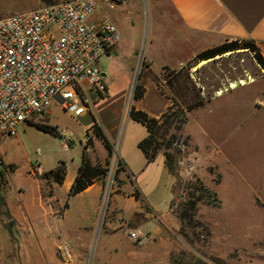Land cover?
I'll list each match as a JSON object with an SVG mask.
<instances>
[{
    "label": "rangeland",
    "instance_id": "374dc122",
    "mask_svg": "<svg viewBox=\"0 0 264 264\" xmlns=\"http://www.w3.org/2000/svg\"><path fill=\"white\" fill-rule=\"evenodd\" d=\"M66 1L69 0H49V3L43 0H0V19ZM93 1L98 7V16L109 17L120 33V42L111 51L116 55L102 57L99 63L108 87L126 81L123 105L120 96L111 95L109 106L101 104L91 113L75 118L53 104L51 114L37 123L55 128L59 135L69 136L73 143L67 150L60 146L59 136L42 131L32 123L19 126L15 137L0 142L5 161L16 167L9 181L7 173L0 167L4 171L3 174L0 172V202L6 191L9 202L18 204L15 193L17 190H31L34 171H47L64 162L72 173L83 153H88L87 148L92 147L101 158L105 154L104 146L86 131L85 125L87 121H100L101 116H108L114 110L116 114L120 113L118 124L121 129L116 138L110 135L107 138L115 143L130 170H142L148 165L144 172L136 174L137 180L132 184L139 193L141 210L125 216L124 210L114 205L113 195L119 185L118 175L115 176L112 193L101 199L98 218L94 220L96 224L92 225L88 220L77 222L85 225L83 231L89 237L85 238L86 243L58 240L55 247L58 261L45 258L46 264H64L58 257V248L64 243L72 251L70 264H264V117L256 114L244 120L242 132L235 139L239 142L235 145L238 156H231L232 160L228 162L226 127L219 135L224 136L221 144L223 156L205 143L210 141L208 133H212L213 124H216L218 104H224L227 98H230L229 102L234 101L230 95L224 97L188 114L180 133L183 140L187 138L185 149L180 150L175 144L165 148L174 132L170 130L165 139L156 138L161 150L152 162L146 160L142 167L136 143L144 140L147 133L143 126L132 122L129 112L134 108L146 113L137 109V102L144 95L139 105L142 104L148 113L158 114L164 104L167 105L158 117L146 113L150 119L159 120L168 109L174 108L177 100L166 86L164 75L194 65V56L189 58V49L177 46L178 35H168L170 29L162 23V19L171 13L166 0H121V4L110 0ZM179 63L183 64L177 66ZM189 73L197 87L202 85L205 88V98H209L212 90L218 87L224 89L231 84L245 83L251 85L244 94L247 99L253 94L259 102L264 101V73L245 50L198 63ZM137 87L142 97L135 100ZM159 96L164 100L162 103ZM232 134L230 132V136ZM166 153L174 158L173 172L164 164ZM193 165L190 170L189 166ZM7 170L10 171L11 167L8 166ZM195 180L215 192L220 203L218 207L198 204L196 220L203 227L185 226L175 214L185 197L183 187ZM132 185L126 184L124 190ZM58 194L62 196L60 190ZM122 204L129 210L132 202L125 200ZM131 231L139 234L137 241L129 237ZM19 254L20 257L16 255L8 263L40 264L39 255L29 246H24Z\"/></svg>",
    "mask_w": 264,
    "mask_h": 264
},
{
    "label": "crops",
    "instance_id": "0c3cea01",
    "mask_svg": "<svg viewBox=\"0 0 264 264\" xmlns=\"http://www.w3.org/2000/svg\"><path fill=\"white\" fill-rule=\"evenodd\" d=\"M166 2L170 6L171 13L167 16L165 15L166 17L162 19V23L167 25L166 27H169V36H179L177 46L180 49H189V58L205 49L232 40L253 41L264 58V0H166ZM114 55L116 54L114 53ZM183 63H179L177 66H181ZM125 88L126 81L108 87L109 95L106 98L96 100L92 97L95 100L90 105L89 113L101 104L109 106L112 101L109 100L110 96H115V94L121 97L123 105ZM246 89H251V85L239 83L231 84L230 87L224 89L218 87L212 90L211 96L204 104V106L209 105L229 95L234 99V101L229 102L230 98H227L225 101L226 107H223L225 103L218 104L216 108V124H213L212 133H208L210 141L205 142L209 143L211 147L216 148L218 150L217 153L223 156L224 147L221 144H223L222 140H224V136L220 137L219 135L224 131V127H226L227 131H225L228 135L227 138L225 137V143H227L228 162H231V156L233 158H235L234 156H238L235 150V145L238 141L236 142L235 139L242 132L244 120L256 114H261L264 117V101L259 102L255 95L253 97V94L251 98L247 99L244 95ZM204 93L205 88L201 85V94L204 95ZM161 97L159 96L160 103L164 101ZM144 98L145 95L142 100H138L137 109L148 113V110L142 104L139 105V102L143 101ZM166 106L164 104L163 109L158 114H148L158 117L165 110ZM225 108H227V111H225ZM49 114H51V111ZM119 118L120 113L116 114L114 110H111L110 115L101 116L100 121L98 120L97 123L106 136L110 135L116 138L117 135L119 136L121 129V124H118ZM133 123L141 127L143 126L135 121ZM92 124L87 121L85 125L86 131H89L91 135H93L90 130ZM144 130L147 133L145 127ZM230 132L233 133L232 136H230ZM221 141L222 143H220ZM110 143L113 151H117L118 157L124 165V171L117 176L119 185L117 186L116 193L113 195V202L114 205L124 210L125 216H132L138 210H141L140 201L134 197L135 187L132 184L137 180L136 174L144 172V168L148 166H144L146 158L144 152L138 147L139 142L136 143V151H138L140 163L144 167L142 170L141 168H137L135 171L130 170L131 168L128 167L127 160L121 157L115 143L113 141H110ZM62 149L64 148L62 147ZM87 149L89 150L87 155L92 164H105L108 156L105 148V154L101 158L97 157L94 147ZM0 154L3 164L7 167L12 166L10 171L3 168L7 173L9 181L12 174L15 173L16 167L13 163L5 161L1 150ZM81 161L82 158L72 173H69L67 166L63 162L66 174L62 184H57L53 180L43 177L44 173L53 170L60 162L50 170H42L40 173L34 171L31 174V178L33 179L31 190L28 192L17 190L15 193L16 198L19 200L18 204L9 202L7 199L8 194L6 191L4 192V196H2L3 200L0 202V264H9L8 261H11L12 257L16 255L20 257L19 253L24 246L31 247L32 252L39 255L40 264H46L45 258L54 262L57 260L55 247L58 240L66 239L75 244L86 243L85 238L89 237L87 236L88 233L83 231L86 229L85 225H78L77 222L88 220V223L92 225L93 223L94 225L96 224L102 199L103 181H95L79 194L68 197L69 189L74 182ZM0 172L1 174L4 173L3 170H0ZM129 180H132V183ZM128 183L132 186L125 191L124 187ZM59 190L62 193L60 197L58 194ZM125 200L132 202L129 210H126L122 204V201ZM75 201L80 202L75 203ZM8 227L10 230H8Z\"/></svg>",
    "mask_w": 264,
    "mask_h": 264
},
{
    "label": "built area",
    "instance_id": "2783aa9c",
    "mask_svg": "<svg viewBox=\"0 0 264 264\" xmlns=\"http://www.w3.org/2000/svg\"><path fill=\"white\" fill-rule=\"evenodd\" d=\"M120 39L114 22L98 16L93 0H69L0 19V142L15 136L22 124L47 116L53 104L77 118L95 99L106 98L99 62L113 56ZM60 142L64 149L73 143L66 134ZM177 147L185 149L181 143ZM119 162L115 150L102 179L103 200L112 193ZM0 167L7 170L1 154ZM129 237L137 241L139 234L131 231ZM58 257L72 262L68 244L59 246Z\"/></svg>",
    "mask_w": 264,
    "mask_h": 264
},
{
    "label": "trees",
    "instance_id": "16d2710c",
    "mask_svg": "<svg viewBox=\"0 0 264 264\" xmlns=\"http://www.w3.org/2000/svg\"><path fill=\"white\" fill-rule=\"evenodd\" d=\"M48 2L49 0H43ZM115 4H121V0H110ZM239 50H245L252 55V58L256 62L257 66L264 73V58L253 41L249 40H232L225 41L224 43L214 46L212 48L205 49L194 56V65H189L186 68H180L179 70H172L166 76L164 75V81L169 90L174 94L177 103L174 108L168 109L159 120L150 119L146 113L135 110L132 108L129 112L130 118L133 121L143 125L148 133V136L139 142L138 147L144 152L145 158L148 162H152L157 153L161 150V144L157 143L156 138L165 139V136L170 130L174 132L169 136L168 141L165 144V148H170L172 144H183L186 146V140L182 139L181 131L183 126L187 123L188 114L197 108L204 106L208 98H205L201 94V87H197L194 81L190 77L189 70L201 61L214 60L216 57H221L227 53H235ZM142 97V92L138 90V87L134 92V99L138 100ZM38 129L53 133L61 138L55 128L49 127L39 123H32ZM90 130L93 135L98 138L104 148L107 150L108 156L104 165L92 164L87 153H83L82 161L78 168L77 175L71 185L68 197H73L80 192L84 191L87 187L92 185L95 181L102 180L107 173V166L109 159L112 156V145L104 134L102 128L99 126L96 120H94ZM161 131V132H160ZM178 133V135H177ZM88 135V132H86ZM87 148V147H86ZM178 152L180 150H177ZM165 166L168 171L174 170V158L172 155L166 153ZM12 167V166H11ZM124 171V165L120 161L119 168L116 171V176ZM66 174V168L63 162H60L53 170H50L43 174L44 178L51 179L57 184H62ZM185 197L182 202L179 203L175 214L181 224L185 226L194 227L193 225H203L196 220V210L198 204H205L211 207H218L219 200L217 194L207 187L203 186L198 180L189 181L183 187ZM136 200L139 199V193L134 192Z\"/></svg>",
    "mask_w": 264,
    "mask_h": 264
},
{
    "label": "water",
    "instance_id": "95a60500",
    "mask_svg": "<svg viewBox=\"0 0 264 264\" xmlns=\"http://www.w3.org/2000/svg\"><path fill=\"white\" fill-rule=\"evenodd\" d=\"M114 55V54H113ZM10 225V224H9ZM8 230H10V228L8 227Z\"/></svg>",
    "mask_w": 264,
    "mask_h": 264
},
{
    "label": "bare ground",
    "instance_id": "6f19581e",
    "mask_svg": "<svg viewBox=\"0 0 264 264\" xmlns=\"http://www.w3.org/2000/svg\"><path fill=\"white\" fill-rule=\"evenodd\" d=\"M204 62V61H203ZM233 85V84H232ZM233 87V86H232Z\"/></svg>",
    "mask_w": 264,
    "mask_h": 264
}]
</instances>
